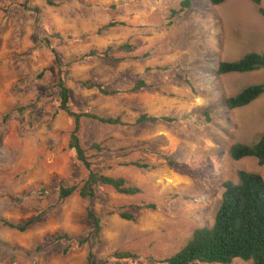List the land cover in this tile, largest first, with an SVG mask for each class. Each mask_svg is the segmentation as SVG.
Here are the masks:
<instances>
[{
  "label": "rangeland",
  "instance_id": "374dc122",
  "mask_svg": "<svg viewBox=\"0 0 264 264\" xmlns=\"http://www.w3.org/2000/svg\"><path fill=\"white\" fill-rule=\"evenodd\" d=\"M233 2L223 10L240 4ZM179 3L0 0V264H163L195 229L212 226L224 182L238 183V171L264 179V165L228 154L233 145L255 144L264 134V95L239 109L224 103L248 86L264 84V69L216 72L221 61L258 49L264 55V35L262 42L254 34L259 31L254 18L239 17L236 8L225 21L207 0H193L189 10L172 14ZM112 21L124 25L105 28ZM50 28L63 39L52 37ZM127 43L133 46L129 52L118 50ZM108 46L123 61L78 60L91 47ZM60 79L72 112L120 116L129 124L82 118L79 142L93 172L123 178L140 194L98 185L92 198L79 196L88 171L68 148L74 120L59 108ZM138 79L151 88L131 92ZM85 81L118 93L87 90L80 84ZM142 114L175 121L133 125ZM134 162L151 169L125 165ZM60 188L75 191L60 200ZM142 204L157 209L137 210ZM88 212L100 220L97 239ZM122 213L135 219H121ZM29 220L24 232L2 223L23 226ZM63 236L67 239H58ZM122 253L134 257H115Z\"/></svg>",
  "mask_w": 264,
  "mask_h": 264
},
{
  "label": "trees",
  "instance_id": "16d2710c",
  "mask_svg": "<svg viewBox=\"0 0 264 264\" xmlns=\"http://www.w3.org/2000/svg\"><path fill=\"white\" fill-rule=\"evenodd\" d=\"M228 0H209L210 5L218 6ZM258 8V13L264 17V9L261 6L262 0H249ZM193 0H180L179 10L172 14H182L192 7ZM49 6H55V3L47 1ZM24 10L41 14V11L34 7L30 9L27 5L23 6ZM124 25L122 22L112 21L105 28ZM51 35L57 39H63L62 33L50 28ZM66 40H71L69 35L65 36ZM133 48L132 44H124L118 47V50L129 52ZM113 48L108 46L105 49L91 47L85 53L78 55V60L99 62L123 61V59H115L111 56ZM143 57H147L146 54ZM264 69V55L258 52H249L235 61H221L218 63L216 72L218 75L244 74ZM87 90H97L104 96L117 94L118 91L106 90L101 83L85 81L80 83ZM59 89L61 111L68 114L74 120V128L69 136L68 148L74 150L78 161H80L88 171V177L84 181L83 186L79 189L78 194L82 198L94 196V189L98 185L112 188L115 192L134 196L141 193V190L135 186H128L123 178H112L110 176L101 175L93 172L91 163L86 157V151L81 147L79 142L80 120L82 118H90L97 120L102 124L128 126V123L122 121L120 116L101 118L88 112H72L68 107L69 93L60 79L57 85ZM151 88L144 80L135 81L131 92H137L143 89ZM264 95V84H255L242 89L235 96L225 99V106L230 109H239L250 105L259 97ZM158 121L173 122L174 118L156 117L148 114L140 115L133 125H141L146 123H156ZM92 149L100 152L103 150L99 144H93ZM231 160L239 161L243 158H253L259 166L264 165V134L259 140L252 145L235 144L228 151ZM169 165L173 166L174 162L168 157L165 158ZM125 165L134 166L142 170L151 169L149 165L139 162L127 163ZM238 183L226 181L223 183V191L218 210L214 217L211 227H200L194 230L192 238L188 241L184 248L171 257L164 259L163 264H230L235 259L244 262L251 261L252 264H264V179L255 173L238 171ZM75 188H60L59 199L64 200L69 197ZM137 210L147 209L156 210L154 204H142L136 206ZM88 221L93 223L92 236L98 238L100 236L101 225L100 220L93 213H87ZM121 219L133 221L134 214H119ZM5 226L14 228L19 232H24L28 226L33 223L29 220L23 226H14L7 222H2ZM58 239H67L66 236ZM84 239L80 244L87 242ZM118 259H131L134 256L129 253L115 254Z\"/></svg>",
  "mask_w": 264,
  "mask_h": 264
},
{
  "label": "crops",
  "instance_id": "0c3cea01",
  "mask_svg": "<svg viewBox=\"0 0 264 264\" xmlns=\"http://www.w3.org/2000/svg\"><path fill=\"white\" fill-rule=\"evenodd\" d=\"M230 1L233 2L234 0H228L221 5L212 6V5H210L209 0H207L209 8L213 7V10H215L219 14L220 17L226 16L225 21H227V17H229L232 14L230 10H234L235 8L239 11V17H243V19H246V18L251 19L253 17L254 23H257L258 28H259L258 33H254V34L258 35L259 39L263 42L264 31L262 29H264V17H262L258 13V8L254 4H253L254 6H252L249 3L250 2L249 0H240V4H237V3L233 4L234 3L233 2L232 7H229V9L226 8L225 11H227V12H225L223 10V8L226 7V3L230 2ZM192 6H193V2H192ZM261 6L264 8V0H262ZM252 11H253V13H252ZM257 16H260L259 18H261V19H258ZM258 51H260V49L254 51V52H258Z\"/></svg>",
  "mask_w": 264,
  "mask_h": 264
}]
</instances>
